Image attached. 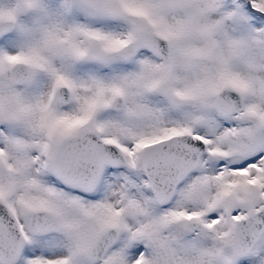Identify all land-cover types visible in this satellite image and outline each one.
Instances as JSON below:
<instances>
[{
	"label": "snow or ice",
	"instance_id": "6c2138e0",
	"mask_svg": "<svg viewBox=\"0 0 264 264\" xmlns=\"http://www.w3.org/2000/svg\"><path fill=\"white\" fill-rule=\"evenodd\" d=\"M0 264H264V0H0Z\"/></svg>",
	"mask_w": 264,
	"mask_h": 264
}]
</instances>
